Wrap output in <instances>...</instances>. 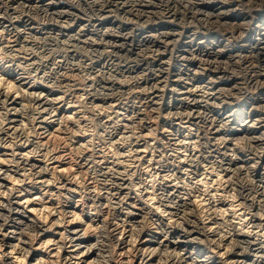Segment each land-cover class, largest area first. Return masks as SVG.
Returning a JSON list of instances; mask_svg holds the SVG:
<instances>
[{"label": "clouds", "instance_id": "9594fccd", "mask_svg": "<svg viewBox=\"0 0 264 264\" xmlns=\"http://www.w3.org/2000/svg\"><path fill=\"white\" fill-rule=\"evenodd\" d=\"M0 264H264V0H0Z\"/></svg>", "mask_w": 264, "mask_h": 264}]
</instances>
